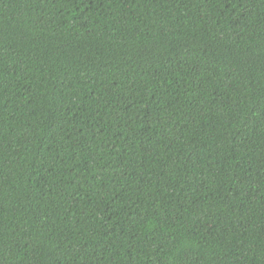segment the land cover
Here are the masks:
<instances>
[{
  "label": "trees",
  "instance_id": "16d2710c",
  "mask_svg": "<svg viewBox=\"0 0 264 264\" xmlns=\"http://www.w3.org/2000/svg\"><path fill=\"white\" fill-rule=\"evenodd\" d=\"M0 264H264V0H0Z\"/></svg>",
  "mask_w": 264,
  "mask_h": 264
}]
</instances>
